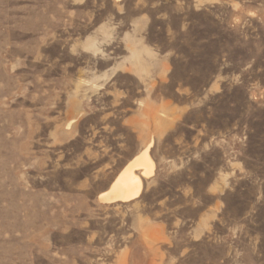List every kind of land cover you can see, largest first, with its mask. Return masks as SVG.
Instances as JSON below:
<instances>
[{
	"label": "rangeland",
	"instance_id": "obj_1",
	"mask_svg": "<svg viewBox=\"0 0 264 264\" xmlns=\"http://www.w3.org/2000/svg\"><path fill=\"white\" fill-rule=\"evenodd\" d=\"M0 264H264V0H0Z\"/></svg>",
	"mask_w": 264,
	"mask_h": 264
},
{
	"label": "bare ground",
	"instance_id": "obj_2",
	"mask_svg": "<svg viewBox=\"0 0 264 264\" xmlns=\"http://www.w3.org/2000/svg\"><path fill=\"white\" fill-rule=\"evenodd\" d=\"M150 148L151 144L129 162L112 183L109 190L100 194L99 198L101 200L108 203L130 202L141 195L144 178H151L156 167L155 161L150 155ZM138 171H140V174L137 173Z\"/></svg>",
	"mask_w": 264,
	"mask_h": 264
}]
</instances>
